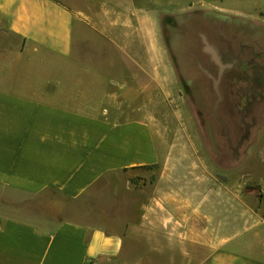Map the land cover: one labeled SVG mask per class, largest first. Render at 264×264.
Wrapping results in <instances>:
<instances>
[{"label": "crops", "instance_id": "crops-1", "mask_svg": "<svg viewBox=\"0 0 264 264\" xmlns=\"http://www.w3.org/2000/svg\"><path fill=\"white\" fill-rule=\"evenodd\" d=\"M195 8L252 16L264 0H0V188L74 204L105 178L162 167L146 116L89 99L95 69L76 63L75 45L120 47L130 70L112 81L131 107L152 81L175 84L165 28ZM167 168L121 230L0 211V264H264V198L215 197L225 182L185 183Z\"/></svg>", "mask_w": 264, "mask_h": 264}, {"label": "rangeland", "instance_id": "rangeland-1", "mask_svg": "<svg viewBox=\"0 0 264 264\" xmlns=\"http://www.w3.org/2000/svg\"><path fill=\"white\" fill-rule=\"evenodd\" d=\"M165 32L176 82L165 91L152 81V91L136 93L131 107L112 81L127 78L130 70L120 47L103 41L75 45L76 63L97 71L86 77L99 89L89 99L121 117L146 116L168 153L163 166L105 178L74 204L0 188L1 212L42 226L73 220L121 230L141 212L148 196L143 185L158 180L167 166L185 183L225 182L213 188L215 197L264 198V12L233 16L195 8L169 20Z\"/></svg>", "mask_w": 264, "mask_h": 264}, {"label": "water", "instance_id": "water-1", "mask_svg": "<svg viewBox=\"0 0 264 264\" xmlns=\"http://www.w3.org/2000/svg\"><path fill=\"white\" fill-rule=\"evenodd\" d=\"M211 51H212V49H211ZM212 53H213V55H214V59H215L217 62H219V57H218L217 53H216L215 51H212Z\"/></svg>", "mask_w": 264, "mask_h": 264}]
</instances>
